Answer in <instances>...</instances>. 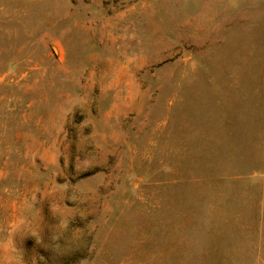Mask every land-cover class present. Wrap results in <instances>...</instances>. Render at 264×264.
Segmentation results:
<instances>
[{
    "label": "rangeland",
    "instance_id": "374dc122",
    "mask_svg": "<svg viewBox=\"0 0 264 264\" xmlns=\"http://www.w3.org/2000/svg\"><path fill=\"white\" fill-rule=\"evenodd\" d=\"M0 264H264V0H0Z\"/></svg>",
    "mask_w": 264,
    "mask_h": 264
}]
</instances>
